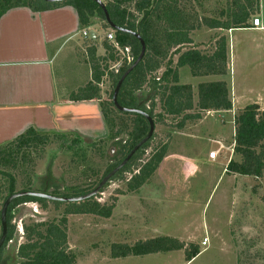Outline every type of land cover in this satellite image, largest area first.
<instances>
[{
	"label": "rangeland",
	"instance_id": "obj_1",
	"mask_svg": "<svg viewBox=\"0 0 264 264\" xmlns=\"http://www.w3.org/2000/svg\"><path fill=\"white\" fill-rule=\"evenodd\" d=\"M226 1L228 0H181V4L188 6V11L197 16L196 18L201 16L203 22L210 19L209 17H223L224 14L220 15L219 12L226 9ZM94 19L102 24L99 18ZM111 32L113 31L109 28H103L98 43L99 54H104L102 45L113 43L107 38V34L113 35ZM219 38L213 40L212 37L203 35L192 40L190 37L191 43L181 47L180 52L199 48L204 56H211ZM85 42L89 44V40ZM79 51V55L83 56L84 52ZM178 55L170 57L172 67ZM123 57L127 62L125 52L119 51L115 58L123 62ZM253 64H246L243 69L242 66L237 68L255 73L256 66ZM107 65L110 70L116 67V62L110 61ZM163 70L164 64L154 77H160ZM79 72L83 80L85 75L83 69ZM195 78L187 66L182 68L183 83L196 82L194 84L196 85L205 79V76H198L199 80ZM234 79L240 87L239 75L234 76L232 73L231 80L234 82ZM111 83L108 76L102 79L99 85L100 102L110 101L113 90ZM154 94L152 87L144 86L137 96L142 104L148 106L149 99ZM155 100L154 113L162 114L159 97ZM241 105L237 104L238 107H245L247 104ZM258 108L260 111L264 110L262 106ZM198 111L195 108L187 113L194 114ZM200 114L202 118L207 112L201 111ZM162 116L164 119L154 126L149 146L130 170L109 180L102 188V192L95 195L94 198L100 205L113 206L111 216L109 218L88 214L66 216L67 251L75 256V264H264V172L261 177L255 178L226 174V170H223L226 169L230 158L237 162L241 160V157L231 150V144L234 146V116L233 119L227 116L224 124L216 117L212 119V125L207 120L202 123L190 120L186 121L181 129L177 128V124L181 122L183 115ZM119 117L125 121L127 129L115 141L106 137L100 142L89 144L88 139L85 140L86 143H74L73 137H52L40 154L31 156L33 159L31 165L18 163V169L12 172L14 192L55 190L62 194H70L81 189L95 188L106 170L117 161L119 146L115 142L126 139L127 130L130 129L131 117L125 115ZM212 134L221 135L226 140L225 148L222 149L224 155L221 154L218 163L206 169L205 164L197 162L195 157H198V151L201 149L207 153L218 150L217 144L212 142ZM163 146H166L165 155L154 175L137 191L128 192L127 182L133 173H137L141 165ZM0 184L1 211L4 199L8 196V184L1 177ZM153 193H158L164 198L161 200V197L155 196L154 203H151L155 206L149 203L152 202L149 198ZM66 204L48 203L44 207L27 202L16 206L12 212L11 224L17 231L14 239L0 254V264L18 263L16 249L19 244L25 242L24 225L60 220ZM159 236L179 240L184 244L186 251L190 246L196 245L202 252L190 262H186L184 250L139 257L111 258L113 244L132 246L136 242ZM204 237H207L208 243L202 246Z\"/></svg>",
	"mask_w": 264,
	"mask_h": 264
},
{
	"label": "trees",
	"instance_id": "obj_2",
	"mask_svg": "<svg viewBox=\"0 0 264 264\" xmlns=\"http://www.w3.org/2000/svg\"><path fill=\"white\" fill-rule=\"evenodd\" d=\"M104 7L109 15L111 23L118 29H126L139 34L145 44V54L141 62L133 69L122 83L117 102L123 108L137 109L152 118L154 126L164 119L162 115L177 117L182 116L177 128L184 127V123L190 120H199L201 111H228L232 108L227 83L224 81L200 83L196 87L197 102L194 104V92L190 85L179 83L178 71L187 66L193 77L198 76H225L226 66V40L219 38L215 51L211 56H204L196 49L180 52L181 47L191 43L190 34L201 26L209 28H244L247 20L258 11V0H232V20L228 24L205 19L198 22L194 14L188 11V6L182 5L181 0H103ZM23 6L33 11H45L62 6L73 7L79 18L81 27L90 26L91 20L99 18L103 28H109L101 7L94 0H66L62 2H46L44 0H0V15L11 7ZM231 12V13H230ZM113 44L105 43L104 56L96 55V41L87 37L91 45L88 47V63L91 70L89 83L71 95V101L100 100L99 85L106 76L111 78L112 92L109 102H100L101 112L107 128V137L111 141L119 139L127 129L125 121L119 115L131 117L130 129L123 141H117L119 146L117 161L104 173L106 176L128 155L132 148L140 142L148 132V122L140 114L123 113L118 111L112 103L114 88L128 67L137 59L141 45L131 34L112 30ZM128 50V53L125 50ZM125 52L130 61L117 60L118 52ZM179 54V55H178ZM178 55L172 67L171 56ZM116 62V67L109 70L107 62ZM165 65V70L160 77H154L155 73ZM144 86H150L155 94L149 99V105L142 104L138 98ZM159 97L162 114H155L154 100ZM153 100V101H152ZM156 102V100H155ZM197 108L194 114L187 113ZM233 153L239 155V162L230 160L226 165V174H237L259 178L264 172V110L260 111L256 104L245 106L238 110L233 119ZM154 134V133H153ZM55 136L40 135L29 130L17 139L13 146L0 152V177L7 181L8 196L15 193L13 171L18 169V163L31 165L33 154H40L50 139ZM153 137V135H152ZM152 137L130 159V161L110 180L119 177L123 172L130 170L139 156L149 146ZM81 141L75 138L74 143ZM100 142V141H99ZM166 146L156 150L149 160L133 173L127 182V191H137L159 168L165 155ZM98 185V184H97ZM2 185L0 184V187ZM87 189V188H86ZM81 189L78 192L62 194L55 190L44 192L56 197H78L89 193L94 189ZM31 191V190H23ZM22 192V191H21ZM102 192V189L100 190ZM7 196V197H8ZM6 197V198H7ZM6 200V199H4ZM34 202L41 206L48 203L58 205V201H49L44 198L21 197L9 205L6 214L7 234L0 254L10 241L14 239L17 231L11 224L13 209L23 203ZM113 206L100 205L95 198H90L78 203H67L60 220L49 222H37L23 226L25 242L19 244L16 249L17 264H75V256L67 251L66 216L73 214H88L102 218H109ZM1 234V223H0ZM184 250L186 262H190L199 253L196 245L185 250L184 244L179 240L167 236H159L145 241L136 242L132 246L113 244L111 258L139 257L157 253H169Z\"/></svg>",
	"mask_w": 264,
	"mask_h": 264
},
{
	"label": "crops",
	"instance_id": "obj_3",
	"mask_svg": "<svg viewBox=\"0 0 264 264\" xmlns=\"http://www.w3.org/2000/svg\"><path fill=\"white\" fill-rule=\"evenodd\" d=\"M231 1H226V9L219 12L220 15L224 14L223 17H209L210 20L224 24L231 22L232 16L228 13L232 8ZM258 3V11L249 17L247 27L222 29L201 26L191 32L192 40L203 35L213 40L217 37L226 40L225 76H205L194 85L196 82L181 81L184 67L178 71L179 83L190 85L195 93L194 104L197 102L195 89L199 83H227L232 108L228 111H208L205 117L198 120L201 123L207 120L212 125V119L216 117L224 124L227 116L233 119L235 113L244 108L237 104L264 107V0H258ZM253 18L259 19L258 27L252 25ZM196 19L198 22L202 20L201 16ZM102 30V24L96 19L91 21L90 26L81 27L78 14L71 6L45 11L17 6L0 15V152L13 146L29 130L40 135L73 137L83 143L88 139L89 144L107 137L100 102L71 101V95L91 80L87 51L91 43L85 42L88 39L82 33L86 31L90 34V38L96 41V55L104 56L105 50L104 54H99L98 44ZM79 50L84 52L83 56L79 55ZM252 63L256 66L252 74L237 68L242 66L243 69L246 64ZM81 69L85 74L83 80L79 72ZM232 73L239 75L241 88L235 79L234 82L231 80ZM249 99L251 101H247ZM211 138L217 144L218 150L211 151L217 153L215 158L210 159L211 152L203 149L195 157L197 162L205 164L206 169L218 163L225 148L224 137L212 134ZM231 148L233 150V144ZM155 196L164 200L163 196L153 193L149 198L151 206H155L151 204ZM204 239L207 237L202 241Z\"/></svg>",
	"mask_w": 264,
	"mask_h": 264
},
{
	"label": "water",
	"instance_id": "obj_4",
	"mask_svg": "<svg viewBox=\"0 0 264 264\" xmlns=\"http://www.w3.org/2000/svg\"><path fill=\"white\" fill-rule=\"evenodd\" d=\"M44 1L53 3V2H62V1H66V0H44ZM94 1L97 2V4L101 7V9L104 13V16H105V20H106L107 24L109 25L110 29L120 30L121 32L131 34L140 42V45H141L140 53H139L137 59L128 67V69L122 74V76L118 80V82L114 88V91H113L112 103H113L114 107L120 112L134 113V114H140V115L144 116L148 122V132H147L146 136L132 148V150L128 153V155L122 160V162L118 166H116L112 171H110L106 176H104L101 179V181L99 182V184L92 191H90L87 194H84V195L78 196V197H56V196H51L49 194H46L44 192L22 191V192H15V193L9 195L6 198V200L4 201L2 208H1V211H0V223H1L0 250L4 244L6 234H7L6 214H7V209L9 207V205L12 203V201H14L17 198H21V197H36V198H44V199H47L49 201H58V202H63V203H77V202H82V201H85L87 199L93 198V197H95L96 194H98L100 192V190L105 186V184L107 182H109V180L115 174H117L130 161V159L134 156V154L146 142H148L150 140V138L152 137V135L154 133V122H153L151 117H149L146 113L141 112L137 109L123 108L117 102L118 92H119V89H120L122 83L124 82L126 77L133 71V69L141 62V60L144 57L145 50H146L145 44H144L143 40L141 39V37L139 36V34L131 32V31L126 30V29H118L117 27H115L110 21L109 15H108L105 7H104L103 2L101 0H94Z\"/></svg>",
	"mask_w": 264,
	"mask_h": 264
},
{
	"label": "built area",
	"instance_id": "obj_5",
	"mask_svg": "<svg viewBox=\"0 0 264 264\" xmlns=\"http://www.w3.org/2000/svg\"><path fill=\"white\" fill-rule=\"evenodd\" d=\"M252 25H253L254 27H258V26H259V19H258V18H253V20H252ZM82 34H83L84 37H89V36H90V34H89L88 32H86V31H83ZM107 38H108L109 40H112L113 45L116 46L112 34H107ZM125 52L128 53V50L126 49ZM126 53H125V54H126ZM126 56H127V62H129V61H130V57H129L127 54H126ZM216 154H217L216 152H211V153L209 154V158H210V159H214L215 156H216ZM21 231H22V230H21ZM206 243H207V239H204V240L202 241V245L205 246Z\"/></svg>",
	"mask_w": 264,
	"mask_h": 264
}]
</instances>
